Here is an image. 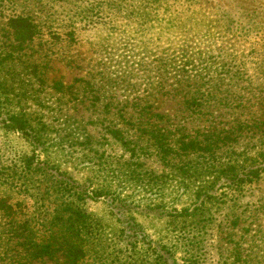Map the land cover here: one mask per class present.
Segmentation results:
<instances>
[{
  "label": "rangeland",
  "instance_id": "rangeland-1",
  "mask_svg": "<svg viewBox=\"0 0 264 264\" xmlns=\"http://www.w3.org/2000/svg\"><path fill=\"white\" fill-rule=\"evenodd\" d=\"M221 2L229 11L226 18L215 8ZM18 15L43 21L41 40L17 46L7 24ZM51 23L62 32L64 26L75 28L78 45L72 44L69 54L56 57L48 50ZM263 38L264 0H0V79L10 86L0 88L11 94L26 91L24 112L42 129L47 146V155L36 158L31 140L0 123V195L22 201L25 217L35 223L60 214L66 218L71 211L63 212L65 204L88 214L103 249L97 245L83 264H264V176L242 186L219 183L197 200L179 183L181 159L161 160L147 135L150 128L168 131L171 138L177 126L227 128L234 114L215 110L193 120L178 98L168 96L153 108L165 115L163 120L155 116L139 122L130 106L135 94L145 92L141 82L150 77L157 84L160 62L184 53L200 55L203 74L222 75L224 62ZM24 62H30L32 76L23 70ZM39 62L43 82L34 77ZM244 68L264 80L255 62ZM99 71L115 81L108 108L97 103L95 89L83 81L92 78L97 86ZM54 78L61 80L66 97L59 99ZM15 102L9 97L4 105L14 109ZM44 159L63 171L65 188L58 191L50 181L37 186ZM3 179L28 191L7 188ZM4 223L7 219H0ZM6 248L0 243V254ZM32 264L67 263L60 255Z\"/></svg>",
  "mask_w": 264,
  "mask_h": 264
},
{
  "label": "trees",
  "instance_id": "trees-1",
  "mask_svg": "<svg viewBox=\"0 0 264 264\" xmlns=\"http://www.w3.org/2000/svg\"><path fill=\"white\" fill-rule=\"evenodd\" d=\"M222 6L224 2L215 8L222 13V18H226L229 16V11L223 10ZM143 16L147 20L151 18L147 13ZM8 23L9 31L17 41L18 47L29 45L36 39L41 40L39 37L43 36V21H38L37 18L18 15L10 17ZM61 28L65 32L57 29L54 23L48 25L49 39L46 44L48 50H51L56 57L64 53V56L69 54L72 44L78 45L75 28L71 30L65 26ZM248 31L245 30V32ZM214 37L212 35V39ZM181 52L185 50L181 48ZM70 56L73 57L72 54ZM255 58L260 59V62H256ZM237 60L239 64L236 63ZM73 62L71 58L69 65ZM202 62L200 55L192 57L187 53L174 60L160 62L158 66L160 77L157 84L149 77L148 81L140 83L146 86L145 92L142 95L135 94L130 100V106L139 115L137 117L140 118L139 122H142L141 119H151L155 116L163 120L165 115L153 113V108L160 98L168 96L178 98L184 106L185 115L194 118L193 120H201L207 114H214L215 110L225 109L234 114L233 123L227 128L209 125L200 131L177 126L175 132L177 134L174 138H171L170 134H173L168 131L162 132L154 128L147 130L151 147L161 160L167 161L172 156L181 159L182 172L178 176L179 183L186 188H191L189 191L196 195L197 200L209 196L214 186L220 185L219 183L242 186L262 179L264 176V80L259 76L253 78V74H249L248 69L246 71L244 68L248 62H255L257 67L264 71V38L250 44L244 54H235L233 58L224 62L222 75L203 74L204 70L200 67ZM76 63L79 62L74 64ZM232 63L237 64L236 70H232ZM39 65L44 66L41 62L36 64L37 72L34 77L37 81L43 82L42 72L40 73L38 69ZM22 66L23 70H29L28 76H32L30 62H24ZM209 67L205 69L208 70ZM98 74L97 86L92 78H85L83 81L87 87L95 89L97 103L102 102L104 107L108 108L113 102L111 101L114 95L112 82L115 81H111L102 71ZM20 75L27 74L20 73ZM51 82L53 89L59 94V99L66 97L61 80L54 78ZM0 87L9 88L10 86L6 80L0 79ZM138 87L139 84L136 90ZM25 92L23 89L11 94L10 89L8 91L1 89L0 123L5 130L24 135L31 140L34 156L39 158L41 155H47L44 152L47 149L44 141L45 134L38 125L30 123L26 117L24 112L26 103L23 102L26 99ZM9 97L16 99L14 109L4 105ZM111 134L116 138L122 137L119 130H112ZM187 158L189 160L186 162ZM24 162L25 159L22 164ZM42 162L38 165L41 178L36 180L37 186L50 181L49 183H54L58 191L61 190L62 185L65 188V174L60 167L53 163L49 166L46 159ZM188 163H192V166L189 167ZM50 169H54L55 172ZM2 184L7 188L28 191L27 187L26 189H22L21 186L16 187L13 179H3ZM67 186H71L69 182ZM99 195L101 192L97 190V196ZM64 207L63 212L71 211L66 218L63 217L64 214H60L62 216L58 215L59 220L56 217L55 220H42L35 223L32 219L25 217L27 210L22 201L10 202L0 195V219H7V223L0 224V243L7 245L5 251L0 254V261L4 264H32L35 260L55 259L61 255L67 264H83L90 258L88 255L97 245L103 249L102 242H97L93 233L94 220H89V215L79 207L76 209L68 204ZM21 215L23 217H20Z\"/></svg>",
  "mask_w": 264,
  "mask_h": 264
}]
</instances>
